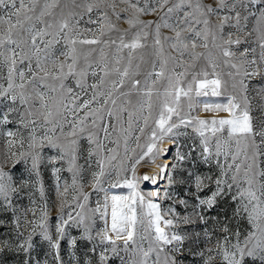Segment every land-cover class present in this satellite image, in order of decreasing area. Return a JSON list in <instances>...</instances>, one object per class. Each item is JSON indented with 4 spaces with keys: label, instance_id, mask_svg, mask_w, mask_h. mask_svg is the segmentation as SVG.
<instances>
[{
    "label": "snow or ice",
    "instance_id": "snow-or-ice-1",
    "mask_svg": "<svg viewBox=\"0 0 264 264\" xmlns=\"http://www.w3.org/2000/svg\"><path fill=\"white\" fill-rule=\"evenodd\" d=\"M72 2L75 4L76 0H72ZM254 2L255 0H123L127 6L119 12L116 11V3L113 2L109 7L112 8L117 19L125 15L130 28L138 29L128 42H125L128 30H124L119 36L115 64L119 65L123 59L119 53L123 49H128L127 66L122 69L118 66L109 68L108 64L104 63L103 67L99 68V71L103 73L99 78V85L95 83L88 85L92 89L91 99H82V96L86 94L84 81L89 70L93 76H97L98 73L92 68L89 61L91 53L81 54L77 49V44L103 43L107 46L109 43L116 45L117 41H101L98 38L77 40L75 36L71 35L75 31V25L70 23L73 16L71 13L65 16L61 12L58 19L45 20V17L54 16L52 9L56 7L58 0H50V2L44 0L42 6L41 0H0V11L3 12L0 14V64L7 69L6 86L4 83H0V101H7L13 105L18 102L21 106H26L25 112L19 114L22 124H25V120L29 117H33L29 121L32 125L42 118L44 124L52 123L59 126L61 131H63V127L60 121L66 120L65 112H69L73 117L83 112V115L71 124L72 131L63 141L59 138L55 140L48 138L47 132L44 137L38 140L35 136V127L32 128L29 135V149L42 150L45 147L44 141L47 139V147L56 150L57 153L48 158V163L52 165V172L55 176L57 193L62 198L61 215L55 226V236L50 231L46 208L39 209L40 215L37 217V207L26 208L21 212L14 204V198L19 197L30 186V180L25 177V173H21L17 178L11 171H5L4 167L0 166V211L6 214L11 212V225L15 233L10 238L0 239V254L14 252L17 256H22L23 259L19 261V264H65L61 254V242L67 241V246L71 250L69 255L76 261V264H107L109 259L107 247L99 252L95 262L91 258L96 255V245L83 254V260L77 259L78 240L92 242L95 239L85 224V221L90 220L91 217L86 216L83 212L89 197L82 191L74 196L75 207L81 211L76 212L75 216H73V212H68L67 219H64V198L68 194L69 187L65 185L63 191H60L59 173L61 169L55 165L58 162H63L67 157L68 171L72 172V188L75 191L77 177L81 172V167L77 164L80 150L79 141L83 134L87 133L86 139L90 145L89 159L93 155L99 156L105 150L99 140V131H103L105 138H108L111 136L109 128L115 131V125H98L97 120H103L102 109L107 112L109 117L114 115L113 109L104 108V105L109 103L113 91L121 88L125 83V78L130 76L129 68L132 65L133 53L146 46L144 41L149 36L148 29L154 26V55L158 59L160 70L149 72L147 75L148 77L155 75L157 79L164 77L166 71L171 75L166 77L167 87L164 89L162 101L159 100L160 93L157 91V103L154 105L153 89L148 86L147 78L143 87H141L140 80H134L132 89L142 98L146 97V101L142 99L138 103L136 112L128 111L123 106L119 109V112L128 111L129 117L128 127L121 129L122 132L127 133L125 136L126 155L128 137L132 134L133 116L136 115V118L140 119L138 113H142L146 107L148 114L142 117L145 126H147L149 118L153 116L154 110L157 111L158 118L154 120L155 128L151 130L150 142L145 146L146 151H142L138 157H128L130 161H134L131 165L132 179L123 181V185L130 190L129 195H112L110 197L111 233L115 235V239L109 234L106 226L104 230L97 233L99 245H112L113 255H119L118 240L122 241L125 251L129 250L130 245L135 246L132 248V254L138 257L135 264H179L178 256L183 254L186 239H199V234H180L178 231H169V229L177 228V221L181 220L185 224H195L199 221L203 225H207L212 220L214 222L213 229L210 232L205 227L204 237L210 241L215 239V243L212 247L199 253L202 257L205 252L208 254L204 264H244L246 257L253 258V260L259 259L261 264H264V103L256 109L259 114L254 115L253 105L248 96L249 84L252 80L256 77L264 78V71H262L264 69V8H260L258 14L250 12V5ZM93 7L91 3L85 5L88 13L93 11ZM245 12L256 17V30L260 34L258 38L259 54L255 55L256 50L251 49L253 54L251 58H249L250 50L248 48L237 55L232 50V46H239L242 43L241 39L238 36L233 38L231 32H228L225 38L224 31L226 27H234L237 31H242L246 25L241 21H247L249 18L248 15H243ZM150 13L157 15L158 21L140 19L142 15ZM213 16L218 17V22L215 24L212 21ZM102 17L103 21H108L107 13H102ZM90 23L99 24L101 35H103L105 25L102 21H90ZM38 24H42L43 27H37ZM107 28L113 30L115 25L108 21ZM161 28L169 29L173 35L163 36ZM53 29L54 31H52ZM47 37H51V39H46ZM189 37L192 39L189 40ZM209 38H211L213 49H219V57L223 58L222 63L231 69L228 75L233 80L232 87L236 90V94L227 96L226 103H204L205 111H223L228 113L227 117L212 120L199 117L185 118L179 111L182 97L188 99V108L191 110L194 107V96L219 97L222 95L220 91L222 81L215 73V69L218 67L217 58L211 52L205 56L203 52L196 51L197 47L208 49ZM61 39L64 40L67 50L60 53L64 60L58 61L53 46L60 43ZM198 39L203 43L198 45ZM162 41H169V48L178 55H171V53L165 55ZM100 51L103 57V48ZM81 55H83L85 65L78 69ZM185 55L190 57L193 62L188 67H194V62L201 57L208 60L215 78L208 79L209 73L206 70L202 72L203 78H199L200 74L194 73L191 80L187 81L185 88L183 78L186 72L177 73L175 71L176 66L185 64L183 60ZM170 62L173 67L169 69ZM153 69L155 70V62ZM111 72H115L118 76L117 80L112 81V90L100 91L99 86L105 83V78ZM69 77L76 79V87L82 90L80 94L66 85L65 81ZM155 82L154 80L153 84ZM29 87L31 91H28ZM120 95L126 98V104L132 103L130 99H127L131 92H121ZM257 95L260 96L261 101H264V87L257 89ZM97 97L103 98L102 104ZM93 103L100 104V107L92 108ZM116 103V99H111L112 105H116ZM13 111H17V109L11 107L8 109V112ZM119 112L115 113L117 118H119ZM174 115L179 119V123L172 122ZM89 120L91 127L98 131L94 132L88 129L87 122ZM0 122H8L7 113L3 115ZM182 125L193 126L199 136L198 158L192 155L195 148L188 152H180L182 146L178 144V139L185 135L184 132L179 131ZM51 131L55 132V127ZM139 131L143 133L145 128L140 127ZM6 135L10 138L7 141L10 155L17 157L16 152H11V148L17 142L14 139L16 133L9 131ZM135 139L139 147L140 137L137 136ZM164 139L173 141L168 149L160 147ZM92 145L95 147H91ZM20 146L23 147V140L20 141ZM172 147L177 149L173 158L174 162L158 165L157 167L160 169L158 174L167 175L169 186L177 183L187 185L183 194L180 192L170 194L167 189L164 191L166 199H172L174 196V205H183L185 209L189 207L190 200L195 201L191 206L192 214L187 216H180L175 211V207L161 212L160 204L152 199V197L160 196L159 189L149 192L147 198L137 190L138 180L150 181L155 185L156 179L147 173L137 177L136 165L145 161L146 158L147 162L155 163L158 156H166ZM107 151L112 153L114 149H107ZM29 159L31 165L25 169V172L29 177L33 174L37 177V182L41 185L40 195L43 198L44 188L42 182L39 181L41 152H20L13 162V168L21 160L25 165H28ZM105 159L110 162L115 159V156L97 159L96 164L99 171L93 173V188L106 192L107 190L102 187L104 183L102 178L106 175ZM198 160L209 165L210 168L214 166L217 170L216 173L197 171L195 166ZM185 163L191 164L192 167H183ZM181 168L183 169L179 173L181 179L176 180L172 171ZM123 170L128 171L126 168ZM117 175L119 176V172ZM17 179H19V183H17ZM109 183L113 188L121 186L119 181L116 183L109 181ZM108 200L109 197L105 195L102 218L107 215ZM229 200L231 202L229 205L230 215L227 211L223 216L220 213L216 217L207 215L221 202ZM31 203L35 205L34 200ZM89 211H101L99 204L96 209ZM29 212L33 217L31 220L28 219ZM168 214H171L172 218H167ZM242 222H246L248 227L242 228ZM105 223L107 224L106 220ZM2 224L4 221H0V225ZM73 224L76 227L84 226V231L79 238L70 236L66 231L67 227ZM138 225L144 226L143 233H138ZM28 229L30 231L25 236V231ZM37 235L41 238V242L48 246L43 260L33 256V252L36 251L33 238ZM145 240L148 241L146 249L142 246V242ZM121 259L123 260V258Z\"/></svg>",
    "mask_w": 264,
    "mask_h": 264
},
{
    "label": "rangeland",
    "instance_id": "rangeland-1",
    "mask_svg": "<svg viewBox=\"0 0 264 264\" xmlns=\"http://www.w3.org/2000/svg\"><path fill=\"white\" fill-rule=\"evenodd\" d=\"M50 2V0H49ZM113 2L116 3L117 8L116 11L119 12L122 8L126 7L127 5L123 3V0H76V3L73 4L72 0H58V3L56 4V7L52 9L54 16L53 17H45V20H53L54 18L58 19L61 12L64 13L65 16H68L70 13L73 14L72 18L70 19V23L75 25V31L71 34L75 36L77 40H83V39H93L98 38L101 41H112L116 40L117 44L112 45L109 43L107 46H105L103 43L95 44V45H89V44H77V49L81 54L91 53L89 56V61L92 64V68L97 71V76H93L91 74V70H89V74L86 76L84 84V94L82 96V99H91L92 96V89L88 87V85L91 84H98L99 85V78L103 75L102 72L99 71L100 67H103L104 63H107L109 68L113 67H120L121 69L123 67L127 66V55H128V49H123L121 53H119L120 56L123 57L121 59L120 64H115V59L117 56V46L119 45V36L124 32V30H128V34L125 37V42H128L131 38V36L138 30L137 28H130L128 23L126 22V16L122 15L119 19L113 14V10L111 7H109L110 4ZM44 0H41V6L43 5ZM91 3L93 4V11L91 13H88L86 11L85 5ZM98 6V7H97ZM260 8H264V0H255L254 3L250 5V12L257 13ZM102 13H107L108 21H110L112 24L115 25V29L108 30L107 23L108 21H103ZM0 14H3L2 11H0ZM130 15V13H129ZM223 15V13H221ZM243 15H248L249 18L247 21H241L242 24H245L246 27L242 31H237L234 27H226L225 28V38L227 37V33L231 32L233 34V38H236L237 36L241 39L242 43L239 46L233 45L232 50L239 55L240 52H242L245 48H248L250 50L249 58L253 55L251 53V49H255L256 52L255 55L258 56L259 54V32L256 30L257 28V21L256 17L249 15L248 12L243 13ZM140 19L144 21H158V17L155 14H147L142 15ZM102 21L105 25L103 35H101L100 32V25L97 23H90V21ZM78 21V23H77ZM213 23L218 22V17L213 16L212 17ZM37 27H43L42 24H38ZM201 27H203L201 25ZM91 29V31H88ZM54 31V29L52 30ZM154 26L150 29H148L149 36L147 37V40L144 41L146 46L142 49H137L133 53V59H132V65L129 68L130 76L125 78V83L121 88L116 89L113 91L112 97L109 99V103L107 105H104V108H111L113 109L114 115L112 117H109L107 115V112L102 109L103 113V120H97V124H111L115 125V131H113L111 128H109V131L111 132V136L108 138H105L103 131H99V140L104 145L105 150L97 155H93L90 159L88 158V150H89V143L86 139L87 133H84L82 138L79 141L80 144V150L78 153V159L77 164L81 167L80 175L77 177V185L75 186V191L72 188V172L68 171V159L67 157L63 162H58L55 166L60 168L61 171L59 173L60 176V191H63V188L65 185L69 187V191L65 199V206H64V219H67V213L73 212V216H75L76 212H80L81 209L75 207V201L73 200L74 196H77L80 191L83 193L88 194V201L86 202L85 208L83 210L84 214L88 217H91L90 220H86L85 224L90 229V234L95 238L94 241L89 242L88 240H78V245L76 249V257L79 260L84 259V253L87 252L93 245L97 246V252L96 255H93L91 258L95 262V260L98 259V254L100 251L103 250L104 247H107L108 249V256L109 259L107 261V264H135V261L138 259V257L134 256L132 254V248L135 246L130 245L129 250L125 251L122 241H117L118 245V251L119 255H113L111 252L112 245L106 244L103 246L99 245V237L97 236L98 232H101L105 229L107 226V229L109 230V234L113 236V239H115V235L111 233V200L110 197L112 195H118V196H127L129 195L130 190L123 185L124 179L131 180L132 179V171H131V165L134 161H130L128 157H138L142 151H146V145L150 142L149 137L151 130L155 128L154 120L157 117V111H153V116L149 118L147 126H145L143 121V116H146L148 114V110L145 107L142 113H138L140 115V119L136 118V115L133 116V125H132V134L128 137L127 141V155H126V149H125V136L127 133L122 132V128L128 127V111L136 112L138 103L143 99L146 101V97H143L136 93L135 90L132 89V83L134 80H140L141 81V87L144 86L145 79L147 78L148 86L152 87L153 89V103L154 105L157 103V96L156 92L158 91L160 93L159 100H163V92L164 89L167 87V79L166 77L171 75L170 72L166 71L164 77H161L157 79L155 75L152 77H148L149 72H158L160 70V64L158 62L157 57L154 55L155 53V47L153 44V37H154ZM79 33V35H77ZM161 33L163 36H171L173 33L167 29V28H161ZM46 39H51V37H47ZM192 38L189 37V40ZM164 44V52L165 55L171 53V55H178L174 50H171L169 48V41H162ZM202 40H197V44H202ZM209 47L208 49L197 47V52H203L205 56L209 54V52L212 53L214 57L217 58L218 67L215 69V73L219 75V78L222 81L220 91L222 93L219 97H213L211 95L207 97H195L194 93V99L193 104L194 107L189 110L188 108V99L182 97L180 102L179 111L181 112V115L185 118L188 117H199L201 119H219L224 118L228 116V113L223 111H205L204 110V103H226V97L232 94H236V90L233 89L232 84L233 80L231 77H229L228 72L231 71V69L222 63L221 57H219V49H213L211 38H209ZM42 47V45H41ZM103 48V57L101 55L100 49ZM53 49L55 51V56L58 59V61L64 60V57L60 55L62 51H66L64 45V40L61 39L60 43L55 44L53 46ZM143 57V59H141ZM183 60L185 61V64L182 66H176L175 71L177 73L180 72H186L184 79L183 86L187 87V81H190L192 78V75L194 73L200 74L199 78H203L202 72L204 70L208 71L209 76L208 79H213L215 76L213 75V69L211 67V64L206 60L204 57H201L200 59L196 60L194 62V67H188V65L193 64L190 57L185 55L183 57ZM34 62V61H33ZM70 62V61H69ZM155 62V70L153 69V63ZM235 62V61H234ZM85 62L83 59V55H81V59L78 62V69L80 67H84ZM99 66V67H98ZM49 67H52V65H49ZM173 64L170 62L168 65V68H172ZM187 69V71H186ZM264 71V69H262ZM6 74L7 69L4 65L0 64V83H4L6 86ZM118 76L115 72H111L108 77L105 78V83L103 85L99 86V90L103 92H107L112 90V81L117 80ZM156 81L155 84H153V81ZM111 82V83H110ZM17 83H19V80H17ZM65 83L69 84V87H72L74 92L77 94L81 93V89L76 87V79L73 77H69ZM264 87V78L256 77L252 80V82L249 84V91L248 96L249 99L253 105L254 109V115H258V111L256 109L259 108V106L264 103V101H261L260 96L257 95V89ZM108 89V90H107ZM106 90V91H105ZM28 91H31V88H28ZM121 92H131V95L127 97V99H130L132 101L131 104L125 103V97L121 96ZM97 99L100 101V103H103V98L97 97ZM111 99H116L117 103L116 105L111 104ZM126 108L128 111L119 112V109L121 107ZM15 108L17 111L8 112L9 108ZM38 107V105H37ZM92 108L100 107V104L93 103L91 105ZM26 106H21L18 102L13 105L9 104L7 101H0V121H2L3 115L7 113L8 115V122H0V166L4 167L5 171H11L14 177L19 178L21 173H25V177L30 180V186L24 190L23 193L19 197L14 198V204L17 205V207L22 212L26 208L30 207H37V217H39L40 212L39 209H45L47 210L48 214V224L50 226V231L55 236V226L58 223V218L61 215V196L58 195L56 190V183H55V176L52 172V165L48 163V158L51 156H55L56 150L51 149L47 147V139H45V147L40 150H31L29 149V135L32 131V128L35 127V136L39 140L40 138L44 137L45 133L47 132L48 138H51L53 140L59 138L60 140H64L67 137V134L72 131L71 124L76 122V120L83 115V112L78 113L76 117H73L69 112H65L64 116L66 117V120H61L60 124H62L63 131H61V128L59 126H56L52 123L44 124L42 121V118L35 124L32 125L29 123L33 117H29L25 120V124H27V127H25V124L20 123V113L25 112ZM119 112V118H117L116 114ZM173 123H179V119L174 115L172 118ZM70 124V126H67ZM88 129L91 131H98V129H94L91 127L90 120L87 122ZM55 127V132L51 131ZM140 127H144L145 131L141 133L139 131ZM11 131L13 133H16L15 140L17 141L16 144L11 148V152H16L17 157L20 152L28 153L30 151H40L42 161L39 168V181L42 182L43 188H44V197L41 198L40 195V183L37 182V177L33 174L32 176H27L25 169L27 167H30L31 160L29 159L28 165H25L23 160L19 164L13 168V162L17 159V157H12L10 155L9 151V145L7 141L10 139L6 134ZM179 131L184 132L185 135L180 136L178 139V144L181 145L180 152H188L190 149L195 148V151L192 152V155L194 157L198 158V153L200 151V139L198 134L195 132L193 126H181ZM139 136V147L138 143L135 139V137ZM226 137V133H225ZM70 138V137H69ZM23 140V147L20 146V141ZM115 141H118V143H115ZM170 142V143H168ZM173 144L172 140L164 139L163 142L160 144L161 148L168 149ZM91 147H95L92 145ZM107 149H114V152L109 153ZM135 150V151H133ZM177 149L175 147L171 148V151L168 152V154L158 156L155 160V163L147 162V158L145 161H142L140 164L136 165V175L137 177H141L144 173H147L148 175L150 171H153L154 176L156 177V183L160 179V175L158 174V165H163V159L168 158L169 163L174 162V157L176 155ZM109 156H115V159L111 160L110 162L105 159V165H106V175L103 177L104 183L102 184V187L106 189L107 191H98L94 190L93 188V173L98 172L99 168L96 164L97 159L104 157L107 158ZM183 167L191 168L192 165L185 163ZM196 170L201 173H207L211 171L213 174L216 173V169L214 166L210 168L209 165H205L203 162H200L198 160L196 164ZM128 169V171H124L123 169ZM172 171L171 169H169ZM183 169H177L175 171H172V175L176 180H180L181 177L179 173ZM117 172H119V176L117 175ZM110 173V175H109ZM167 176V175H166ZM164 177L162 180V192L161 196L159 197H152L153 201L160 204L161 212H165L170 207H175V211L180 214V216H187L192 214V205L195 203V201L190 200L189 201V207L187 209L184 208L183 205H174V199L173 196L172 199H166L164 197V191L167 189V191L172 194L176 192H180L183 194L187 188V185L183 184H173L169 186L167 177ZM116 183L117 181L120 182V187H111L110 183ZM17 183H19V179H17ZM138 188L137 190L143 193L146 198L147 194L149 192L154 191V185L150 181H143L138 180ZM157 185V184H155ZM105 195L109 197L108 200V208H107V215L106 217L102 218V213L104 212V203H105ZM35 201V205H32L31 201ZM230 200L221 202L220 205L212 210L211 212H208L207 215L209 217H216L218 213L223 216V214L227 211L228 214H231V208ZM99 204V207L101 211L99 212H91L90 209H96ZM71 205V206H69ZM19 214V213H18ZM167 218H172L171 214H168ZM28 219H33L31 212L28 214ZM105 220L107 224L105 223ZM0 221H4V224L0 225V239L3 238H10L15 235L11 221H12V214L11 212H8L7 214L3 211H0ZM235 223V222H233ZM214 226V222L212 220L209 221L207 225L200 224L199 221H197L195 224H185L182 220L177 221V228L175 229H169V231H178L180 234H189L192 233H198L199 239H186L184 244V251L183 254L178 256V262L179 264H204L205 258L207 257V252H205L204 257L200 256L199 253L203 251L204 249L208 247H212L215 243V239L213 240H207L204 237V228L206 227L210 232L212 231ZM242 228H247L248 225L246 222L241 223ZM144 226L138 225V233H143ZM28 229L25 231V236H27ZM66 231L70 234V236L80 237L84 231V226L76 227L74 224L67 227ZM33 242L36 246V251L33 252V256H36L38 259L43 260L44 253L47 251L48 246L46 243L41 242V238L37 235L33 238ZM142 246L146 249L148 247V241L145 240L142 242ZM61 254L65 260V264H76V261L72 259V257L69 255V252L71 251L67 246V241L61 242ZM123 258V260L121 259ZM22 256H17L14 252H4L0 254V264H19V261L22 260ZM218 260V258H217ZM244 264H261L259 259L253 260V258L246 257Z\"/></svg>",
    "mask_w": 264,
    "mask_h": 264
},
{
    "label": "bare ground",
    "instance_id": "bare-ground-1",
    "mask_svg": "<svg viewBox=\"0 0 264 264\" xmlns=\"http://www.w3.org/2000/svg\"><path fill=\"white\" fill-rule=\"evenodd\" d=\"M111 83V82H110ZM67 86H69V84L67 83L66 84ZM108 90V89H107ZM106 91V90H105ZM67 126H70V124H68ZM71 128V127H70ZM96 132V131H95ZM169 140V139H168ZM168 143H170V142H168ZM169 158V157H168ZM167 157L166 158H164L163 159V162H164V164H168L169 163V160L170 159H168ZM158 171H159V173H160V169L158 168ZM145 174V173H144ZM149 174H150V176H154V173H153V171H150L149 172ZM160 175V179H159V181L156 183L157 185H154L155 187H154V191H156V190H160V194H161V192H162V187H163V184H162V180L164 179V177L166 176V174H159ZM155 177V176H154ZM167 177V176H166ZM155 179H156V177H155ZM161 196V195H160Z\"/></svg>",
    "mask_w": 264,
    "mask_h": 264
}]
</instances>
